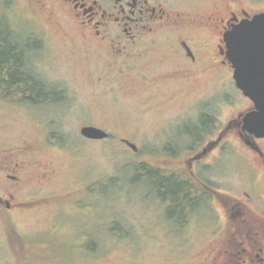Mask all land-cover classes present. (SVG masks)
<instances>
[{
	"label": "rangeland",
	"instance_id": "rangeland-1",
	"mask_svg": "<svg viewBox=\"0 0 264 264\" xmlns=\"http://www.w3.org/2000/svg\"><path fill=\"white\" fill-rule=\"evenodd\" d=\"M8 3L0 0L5 8L0 6V16L8 21L14 13L20 24L33 26L26 14L20 15L23 0L18 6ZM38 14L40 24H34L48 43L43 51L33 52L35 67L56 87H65L67 96L41 119L25 106L0 101V197L12 204L0 206V264L209 262L226 230L223 205L246 200L243 191L255 194L251 169L258 171L257 180L262 177L261 163L235 124L251 101L235 87L232 71L216 75L214 69L201 66L202 72L185 80L180 89L173 88L172 98H166L170 86L156 89L136 75L153 70L140 64L117 73L105 60L98 67L57 11L46 7ZM118 64L126 66L121 59ZM190 92L200 96L197 103L209 100L199 110L215 117L212 132L199 148L210 144L216 148L202 164L190 167L210 184L209 203L203 202L205 208L199 207L198 215L184 219L179 227L167 223L165 205L149 183L133 178L141 163L185 172L173 168L184 164L185 153H193L189 147L196 133L191 126L198 120L191 110L196 95ZM180 104L187 111L174 119ZM185 114L190 117L186 121ZM84 125L100 127L110 136L85 139L79 133ZM222 139L225 148L218 149ZM257 144L264 152V140ZM6 174L19 176L16 187L10 186Z\"/></svg>",
	"mask_w": 264,
	"mask_h": 264
},
{
	"label": "flooded vegetation",
	"instance_id": "flooded-vegetation-1",
	"mask_svg": "<svg viewBox=\"0 0 264 264\" xmlns=\"http://www.w3.org/2000/svg\"><path fill=\"white\" fill-rule=\"evenodd\" d=\"M4 1L8 3L9 0ZM23 1L24 7L21 8L20 15L26 14L28 22L33 21L34 27L27 24L29 28L26 24H20L19 18L13 12L12 16L7 17L9 22L2 15L1 20L4 21L9 43L21 53L22 64L19 73L25 76L26 82L14 85L13 90L8 82L0 80V101L5 105L25 106L31 114L40 119L51 115L50 112L53 111L48 109L55 105L61 106L59 103L64 102L67 95L65 87H56V84L41 76L39 69L35 67L33 52L40 48L43 51L48 43V38L34 24H40L38 10L50 7L57 11L64 24L68 25V30L78 35L79 46L93 54L97 65L101 62L105 64V60L116 67L117 73L123 72L120 69L123 67L132 71L140 64L147 70H153L151 73L136 75L142 84L153 85L156 89L160 86H170L171 88L167 89L170 91L164 93L166 98L170 96L172 98L170 94L173 88L180 89L185 80L198 75L202 72L201 69H214L216 75L222 71L223 75L228 74L225 69L233 72L231 63L225 55L224 33L242 20L251 19L254 15L264 12V0ZM9 3L11 6H18L19 0H11ZM36 42L40 44L36 45ZM73 44L77 46V42ZM119 59L126 66L117 65ZM201 66L204 67L199 69ZM98 67L103 66L100 64ZM194 95L196 96L192 101L196 102L195 107L189 109L196 112L195 118L198 123L192 127L194 130L196 128V135L199 133V136L204 138L212 132L215 117L208 111L199 110L204 105L208 106L210 101L201 100L197 103L200 96H197V93ZM166 101L165 99L160 104L163 105ZM179 107L178 114L173 118L182 114L184 110L187 111L183 104ZM251 108L252 102L244 112ZM185 118L186 121L190 117L185 114ZM201 118L208 119L209 122L198 130ZM235 124L239 128V136L254 144V147L250 145L246 147L261 163L262 177L257 180L258 171L251 169L253 177L250 185L255 194L243 191L246 200L237 199L232 205H223L226 230L223 232L222 244L212 259L203 264H264V152L257 144L264 138H253L244 131L241 128V117H238L237 121L235 119ZM222 141L223 139L218 143V149L225 148ZM194 143L189 147L192 155L188 156L185 153L187 156L182 159L184 164H175L176 168H173L185 171L175 173L179 182H190L198 194L201 191L199 194L202 197L201 204H197L189 215H185V220L198 215L197 212L205 208L203 202L208 204V199L210 200L212 196L210 184L190 167L202 164L216 147L212 148L210 144L199 148L203 142ZM168 169L172 170L170 167L164 170ZM5 177L11 181L10 186L14 187L21 180L15 174H6ZM257 186H260L259 191ZM11 196L13 197L10 193ZM2 204L7 208L12 205L9 199L0 197V206ZM162 204L165 205L166 212L169 203L165 201ZM165 219L169 224L176 223L168 221L166 216ZM180 223L182 222L176 224L181 227ZM210 226L208 223L205 225L207 228ZM220 227L213 226V230L218 228L220 230Z\"/></svg>",
	"mask_w": 264,
	"mask_h": 264
},
{
	"label": "water",
	"instance_id": "water-1",
	"mask_svg": "<svg viewBox=\"0 0 264 264\" xmlns=\"http://www.w3.org/2000/svg\"><path fill=\"white\" fill-rule=\"evenodd\" d=\"M225 55L231 63L236 88L252 102L241 116V128L253 138H264V12L233 25L223 35ZM79 133L89 140H104L109 133L94 125L80 127ZM132 150L137 146L123 139ZM254 147V144L245 140Z\"/></svg>",
	"mask_w": 264,
	"mask_h": 264
},
{
	"label": "trees",
	"instance_id": "trees-1",
	"mask_svg": "<svg viewBox=\"0 0 264 264\" xmlns=\"http://www.w3.org/2000/svg\"><path fill=\"white\" fill-rule=\"evenodd\" d=\"M2 16H0L1 20ZM6 28L4 21H0V80L8 82L13 88L14 85L26 82L25 76L19 73L21 70L22 56L18 49L11 46L6 38ZM209 122L208 119L201 118L198 130ZM192 127V126H191ZM193 132H196V128ZM196 138V139H195ZM192 138L194 142H202L199 133ZM178 176L174 172L164 169L154 168L141 163L135 167V177L133 181L148 182L155 196L160 203L168 201L169 206L166 210V218L168 221L182 222L185 215H189L197 204H201L202 197L198 194L195 186L190 182H179ZM188 217V216H186ZM112 230V228L110 229Z\"/></svg>",
	"mask_w": 264,
	"mask_h": 264
},
{
	"label": "bare ground",
	"instance_id": "bare-ground-1",
	"mask_svg": "<svg viewBox=\"0 0 264 264\" xmlns=\"http://www.w3.org/2000/svg\"><path fill=\"white\" fill-rule=\"evenodd\" d=\"M165 203V202H164Z\"/></svg>",
	"mask_w": 264,
	"mask_h": 264
}]
</instances>
